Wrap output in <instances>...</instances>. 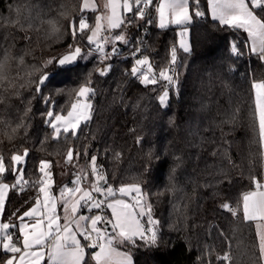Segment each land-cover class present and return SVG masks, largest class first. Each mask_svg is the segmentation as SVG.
<instances>
[{
	"label": "trees",
	"instance_id": "1",
	"mask_svg": "<svg viewBox=\"0 0 264 264\" xmlns=\"http://www.w3.org/2000/svg\"><path fill=\"white\" fill-rule=\"evenodd\" d=\"M157 3L149 9L152 24L136 21L117 30L130 44L118 45L120 53L106 61L112 65L108 75L99 76L95 69L103 63L93 57L72 72L54 76L38 93L42 73L57 71L49 60L66 54L69 45L88 50L86 35L74 39L71 33L83 0H0V154L7 161L27 149L29 181L40 175L41 160L51 161L60 187L77 171L65 165L71 148L81 153L77 166L96 155L108 183L116 188L140 184L159 221V242L155 247L140 241L135 246L119 244L132 254L134 264H263L255 224L243 220L242 195L254 190L252 177L264 182L252 89L253 80H264V61L252 53L245 31L222 29L212 21L207 0H200L205 16H194L189 26L192 51L184 53L179 48L180 28L157 27ZM256 15L264 21V11L257 9ZM84 16L92 26L96 12L84 10ZM144 29L142 54L157 72L168 65L171 48H177L179 89H170L167 107L158 101L163 82L143 86L128 74ZM233 42L241 55L231 53ZM90 72L95 89L91 119L76 137L54 140L45 123L46 111L66 113L75 99L70 90L78 89ZM42 96L50 97L51 104ZM137 137L143 138L140 143ZM4 182L12 184L13 176L7 175ZM37 195L34 187L10 190L3 220L18 223L13 213L27 210ZM224 203L238 215L223 209ZM225 254L230 260L219 259Z\"/></svg>",
	"mask_w": 264,
	"mask_h": 264
},
{
	"label": "snow or ice",
	"instance_id": "2",
	"mask_svg": "<svg viewBox=\"0 0 264 264\" xmlns=\"http://www.w3.org/2000/svg\"><path fill=\"white\" fill-rule=\"evenodd\" d=\"M153 6L154 0H122V3L121 0H109L105 7L110 9L111 14L105 17L97 15L95 26L90 27L84 16V9L89 8L90 3L89 0H83L81 17L71 25V33L74 39L78 34L80 38L86 35L88 50L83 51L75 44L69 45L66 54L49 60L47 63H54L57 71L43 72L36 92H41L54 76L74 71L82 59L95 54L99 63H105L118 55L121 51L118 45L127 46L130 40L123 31L114 35H105V31L111 33L112 30L121 29L136 21L152 24L153 20L146 17ZM207 6L212 21L218 22L222 29H243L249 37L258 38L259 51L257 52L255 44L251 51L264 61V21L256 15L257 9L264 11V0H207ZM155 12L159 29H165L169 25L182 27L179 48L186 54L190 53L192 46L188 39L189 26L193 23L194 16H205V12L200 10V0H160L155 6ZM129 13L132 15H125ZM102 19L106 20V26L101 23ZM139 44L143 46V38L139 39ZM107 45L111 47L106 51ZM230 51L233 55H241L235 42L230 45ZM132 56L136 58L128 74L138 79L143 86L163 82L164 90L158 96V101L162 107H167L170 89H179V74L175 67L178 62L177 48H171L168 65L158 72L150 58L142 54L141 47H135ZM111 68L112 65L108 63L95 71L99 76H106ZM91 75V72L88 73L89 78L78 89L70 90L69 96L74 95L76 99L66 116L54 114V110L46 111L45 123L52 129L54 140L69 134L76 137L81 124L91 119L92 106L87 102L95 95ZM252 89L255 93L253 125L258 127L259 141L264 145V80H253ZM42 100L51 104L50 97L42 96ZM142 139L137 137L136 142L140 143ZM28 155V150L25 149L23 153H13L6 161L0 154V251L7 256L3 264H45V257L47 264H87L86 248L98 249L91 253V259L96 264H111L113 254L121 255L113 247L114 242L131 243L135 246L140 241L142 246L148 247L158 244L159 221L152 214L151 204L144 200L146 193L142 191L140 184L121 185L114 189L108 183L109 178L103 166L98 164L96 155L90 157L87 167H78L75 162L79 160L81 153L70 148L65 157V165H72L77 171L73 173L71 186H61L56 195L51 191L54 186L52 162L41 160L37 169L40 175L36 180L29 181L24 167ZM84 155L87 157V152ZM119 156V153H115L116 159ZM148 156L151 157L152 153L149 152ZM89 169L92 177L90 182ZM9 174L13 176L12 184L4 182ZM252 184L254 190L242 195V214L245 222L255 223L259 254L264 259V232L260 230L264 222V182L252 177ZM27 187L37 188L38 195L34 203L22 213L19 210L13 213L18 223L11 220L5 222L2 217L7 192L17 189L24 192ZM117 192L121 196L134 195L135 202L115 198ZM58 206H62L63 215L58 213ZM221 207L233 216L238 215L237 210L229 203H224ZM105 209L111 211L110 217L103 214ZM94 210L102 214H95ZM82 240L87 243H82ZM219 259L228 261L230 256L225 254ZM121 264H132L127 253L123 254Z\"/></svg>",
	"mask_w": 264,
	"mask_h": 264
},
{
	"label": "rangeland",
	"instance_id": "3",
	"mask_svg": "<svg viewBox=\"0 0 264 264\" xmlns=\"http://www.w3.org/2000/svg\"><path fill=\"white\" fill-rule=\"evenodd\" d=\"M108 2H109V0H89V3H90V7L89 8H87V9H84L85 11H87V12H96V16L97 15H100L101 17H105V16H108V15H110L111 13H110V9L109 8H107V7H105L107 4H108ZM121 3H122V0H121ZM94 9V10H93ZM120 11H121V13L123 14V9L121 8L120 9ZM127 15V14H126ZM96 16H95V22H94V24L92 25V26H90V27H94L95 26V23H96ZM101 23L102 24H105V26H106V20H104V19H102V21H101ZM116 30H119V29H115V30H112V32H114V31H116ZM111 32V33H112ZM111 33H108L107 31H105V35H109V34H111ZM113 35V34H112ZM181 38V37H180ZM189 39V38H188ZM77 46H79V47H81L82 48V50L83 51H85L84 50V47H83V45H77ZM110 45H107L106 46V51L107 50H110ZM97 58L98 56L97 55H93V56H90V57H88L87 59H82V60H80L79 61V63H86L88 60H90L91 58ZM106 64H108L106 61H105V63H103L99 68H103V67H105V65ZM111 72V71H110ZM109 72V73H110ZM108 73V74H109ZM107 74V75H108ZM76 99V98H75ZM75 99L70 103V106H69V109H68V111L69 110H71V104L73 103V102H75ZM88 103H90L91 104V106H92V101L91 100H89V101H87ZM67 111V112H68ZM67 112L66 113H58V114H62V115H67ZM90 114H91V116H92V107H91V110H90ZM89 121V120H88ZM83 124V123H82ZM81 124V125H82ZM87 165L88 164H86L85 165V167H87ZM79 166H82V165H79ZM78 166V167H79ZM91 179H92V177H91V175H90V169H89V182L91 181ZM53 181H54V186H53V188H52V191H57L56 193V195H58V193H59V188L61 187H56V181L54 180V178H53ZM69 183L70 182H66V183H64L63 185H69ZM62 185V186H63ZM111 185V184H110ZM128 185H132V184H128ZM114 189H118V188H116L115 186H113V185H111ZM115 198H118V199H124V200H126L127 202H129V203H134L135 202V197H134V195H129V196H121L118 192H117V194H116V197ZM144 200L145 201H147L148 202V198L146 197V196H144ZM149 203V202H148ZM108 213H109V217L111 216V211L110 210H108V209H105ZM94 211H97V210H94ZM84 214H87V213H84ZM153 214V213H152ZM263 228H262V226H261V229L260 230H262ZM119 243H115L114 242V244H113V247L116 249V251L118 252V253H120L121 255H119V256H117V255H115V254H113V256H112V259H111V264H121V260H122V258H123V254L124 253H127L129 256H130V258H131V261H132V264H134V259H133V256H132V254L129 252V251H124V250H122L119 246ZM85 251L87 252V251H89L88 253H89V258H90V263L91 264H96V262L94 261V260H92L91 259V253L93 252V251H98V249H95V250H92V251H90V250H88V248H86L85 249ZM1 252V251H0Z\"/></svg>",
	"mask_w": 264,
	"mask_h": 264
},
{
	"label": "crops",
	"instance_id": "4",
	"mask_svg": "<svg viewBox=\"0 0 264 264\" xmlns=\"http://www.w3.org/2000/svg\"><path fill=\"white\" fill-rule=\"evenodd\" d=\"M155 1H157L158 3H157V5L159 4V2H160V0H154V2ZM209 14H210V17H211V12H210V10H209ZM126 15V14H125ZM157 15V14H156ZM158 21V16H157V18H156V22ZM170 27H177V28H180V30H179V33L182 31V27L181 26H178V25H169V27H167V28H165V29H168V28H170ZM161 30H164V29H161ZM241 30H243V29H241ZM244 31V30H243ZM247 33V32H246ZM111 34H118L117 33V30L116 31H114V32H112ZM125 34V33H124ZM248 34V33H247ZM126 35V34H125ZM127 36V35H126ZM248 37H249V35H248ZM189 40H190V30H189ZM180 35H179V42H180ZM249 41H250V45H251V48H252V46L255 44L256 45V47H257V52L259 51V42H258V38H253V37H249ZM263 146V151H264V145H262ZM71 182V181H70ZM10 191V190H9ZM9 191L7 192V196H6V202H7V199H8V196H9ZM52 191V190H51ZM57 191H52V193L53 194H57L56 193ZM42 198V197H41ZM5 206H6V203H5ZM95 212V211H94ZM58 213L59 214H61V215H63V210H62V206H58ZM4 214V213H3ZM107 214H108V216H109V213L107 212ZM2 219H3V217H2ZM255 224V223H254ZM261 226H262V232H264V222H262V224H261ZM256 227V226H255ZM256 230H257V228H256ZM51 243V242H50ZM82 243H85V241H83L82 240ZM89 251H87L86 252V260H87V264H91L90 263V258H89V253H88ZM0 254H2V257H0V260H1V262H0V264H3V262H4V260L7 258V256L1 251L0 252ZM45 264H47V257H45ZM263 264H264V259H263Z\"/></svg>",
	"mask_w": 264,
	"mask_h": 264
},
{
	"label": "built area",
	"instance_id": "5",
	"mask_svg": "<svg viewBox=\"0 0 264 264\" xmlns=\"http://www.w3.org/2000/svg\"><path fill=\"white\" fill-rule=\"evenodd\" d=\"M150 16H151V13H150L149 10H148V16L146 17V19H147V18H150ZM145 35H146V30L144 29V30H143V33H142V36H141L140 38H143V39H144V36H145ZM140 38H139V39H140ZM138 47H141V49H142V53H143V51H144V47H145V42H144L143 46H141V45L139 44V41H138ZM135 58H136V57H135ZM69 186H71V182L69 183ZM95 214H102V213H99L98 211H95ZM103 214L108 215L106 210H104V213H103ZM85 243H87V242H85ZM88 250L92 251V250H95V249H90V248H88ZM230 258H231V257H230Z\"/></svg>",
	"mask_w": 264,
	"mask_h": 264
},
{
	"label": "water",
	"instance_id": "6",
	"mask_svg": "<svg viewBox=\"0 0 264 264\" xmlns=\"http://www.w3.org/2000/svg\"><path fill=\"white\" fill-rule=\"evenodd\" d=\"M69 166V165H68Z\"/></svg>",
	"mask_w": 264,
	"mask_h": 264
}]
</instances>
